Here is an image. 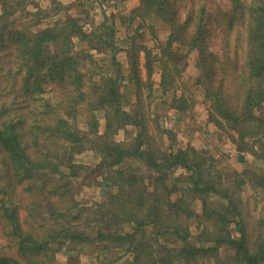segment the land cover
Here are the masks:
<instances>
[{"label":"trees","instance_id":"16d2710c","mask_svg":"<svg viewBox=\"0 0 264 264\" xmlns=\"http://www.w3.org/2000/svg\"><path fill=\"white\" fill-rule=\"evenodd\" d=\"M0 1V53L17 62L18 70L9 72L28 102L0 108V193L11 225L7 235L18 252L0 254V264H54L65 243L88 242L102 251L118 248L132 255L133 264L264 262V165L254 166L264 164V0H139L120 15L122 23L139 18L154 32L161 24L168 36L154 51L137 39L143 25L128 31L121 39L128 44L126 74L114 25L105 21L89 31L70 15L47 27L36 20L27 22L31 27L16 26L18 19L10 20L14 0ZM212 19L225 24L221 53L211 46ZM142 51L147 82L140 73ZM193 52L210 119L236 145L237 160L247 166L242 171L226 168L217 153L172 145L174 131L154 123L158 119L140 106L146 85L149 97L154 94L152 74L159 67L163 91L174 92L176 113L191 110L193 102L177 88ZM92 66L96 71L89 76ZM112 66L115 72H106ZM125 81L136 87L137 99L142 93L132 110L123 103ZM99 110L105 112L103 132ZM121 130L130 131L127 139H117ZM83 144L101 154L98 163L74 162ZM178 167L186 172L176 175ZM96 179L110 194L85 206L77 190ZM247 188L262 204L256 218L245 202ZM55 244H61L56 251Z\"/></svg>","mask_w":264,"mask_h":264},{"label":"rangeland","instance_id":"374dc122","mask_svg":"<svg viewBox=\"0 0 264 264\" xmlns=\"http://www.w3.org/2000/svg\"><path fill=\"white\" fill-rule=\"evenodd\" d=\"M28 1L30 2L26 9H24L22 5ZM138 3L139 0H14V7L17 11L10 16V20L17 18V22L13 25H25L27 27H31V25L28 26L27 22H30L33 25V22L36 20V22H40L38 27H47L57 21L65 20L71 15L79 18V23L89 31L95 29L98 24L106 21L114 25L118 32L119 45L123 48L119 53V60L122 62V70L126 74L129 68V57L126 52L128 44L122 42L121 39H124L126 35L129 34L128 31L131 32L132 30L134 33L139 25L140 28L143 25L144 28L139 31L142 36L138 33L139 35L137 39L139 40V43H147L149 47L154 49V51H158L157 45L165 42L168 36L167 28L161 24L155 26L154 32L153 28H151V23L140 21L139 18H136L131 24H125V22L122 23L120 15L129 13L134 6L138 5ZM1 5L0 1V15L3 11ZM35 13L36 15H34ZM110 15L115 17V21L108 18ZM224 26L225 24H220L217 19H212L210 22V29L212 30L211 46L215 51L220 53L223 51L224 47ZM38 27L34 29H37ZM236 35V33L233 34L232 40H235ZM78 45L81 46L82 44L79 43ZM182 51L186 53V49H183ZM94 52L96 51L94 50ZM97 57L100 58L101 56L97 54ZM13 59L14 57L12 55L10 56V54H5V51L0 53V108L2 105H7L12 109L15 108V106L18 107L19 104L23 105V103L27 102V100H25V94L16 87L13 81V75L9 72H16L18 70L17 62H13ZM100 63L101 65L106 64L108 66L107 62L100 61ZM139 63L141 76L143 80L147 82L149 74L146 64V53L144 51H142L139 56ZM184 64V72L181 75L182 78L180 77L181 79L177 89L179 92H185L189 105L193 102L190 111L182 113V116H180L171 106L170 102L172 101L174 92L170 91L165 93L163 91L160 85L161 71L159 67H156L152 74V81L154 82L155 87L154 94L149 97L151 94L148 85H146L142 92L144 99L142 102L140 101L142 93L140 99H137V96L139 98V94L136 96V87L131 85L128 81L124 82L125 85H129L123 89L124 105L127 109L132 110L137 104L136 101H138V104L141 102L140 106H142V108L144 107L143 111L147 112L149 116H154L158 119L159 123L157 121H154V123L162 124L164 127L170 128L174 131L175 137L172 136V145L177 147L190 145L198 150L217 153L221 157L220 160L226 163V168L233 171H242L247 166L237 160L236 145L234 146V143L228 137L227 133L224 130L219 129L216 123L210 119L209 104L204 100L203 91L200 85L196 82L199 75L197 53H190V55L186 57ZM115 69L116 67L112 66L111 69L107 68L106 72H115ZM94 71H96L95 67L92 66V72L89 76L94 75ZM95 80L100 81V78L95 77ZM51 99L56 100L53 93ZM15 102L17 103L15 104ZM22 110L28 112V108L23 107L21 108V111ZM37 112H39V110ZM16 113L17 112L12 111V117H15ZM260 113L264 115V105ZM97 117L100 121V131L103 132L106 126L105 112L103 110L97 111ZM79 125L81 128H85L83 123ZM151 125L153 129L154 124L152 121ZM129 133V130H121L117 135V139L123 137H125L124 139H127ZM83 145L85 146L78 149V152L73 154L74 162L91 166L98 163L101 159V154L95 149L86 146L90 144ZM249 157L254 159L252 156ZM252 163L254 164V162ZM256 163L257 164H254L255 169L264 165L261 161ZM126 166H128V162L122 164V168H126ZM86 172L87 171H84L83 173ZM185 172L186 171L183 167H178L175 174L180 175ZM20 189L21 188H19V190ZM77 191L79 202L88 207L103 201L110 194L101 179H96L91 185H82ZM256 197H258V195H255L253 189L247 188V190H245L244 198L247 208L255 218L259 216L262 207V204L258 202ZM213 198L214 197L210 198L212 202L214 201ZM2 200L3 195L0 193V254L18 255L17 245L12 241V239H14L13 236L12 239H10L7 235L11 225L4 217ZM195 208L198 212H201L202 203H196ZM249 218H251V216ZM191 224L192 227L195 228L198 221L193 219ZM92 230H95V226ZM173 243L176 245V242L173 241ZM179 244L183 245L181 241H179ZM60 245L61 244L53 245V249L56 251ZM102 250V246L100 247L94 242L78 245L75 243H65V245L61 246V248L56 251V260L54 264H133L132 255L124 254V252L118 250V248L107 251ZM261 264H264V262Z\"/></svg>","mask_w":264,"mask_h":264}]
</instances>
